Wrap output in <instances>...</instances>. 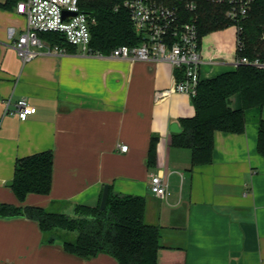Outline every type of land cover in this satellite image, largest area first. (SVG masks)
Here are the masks:
<instances>
[{"label":"crops","instance_id":"1","mask_svg":"<svg viewBox=\"0 0 264 264\" xmlns=\"http://www.w3.org/2000/svg\"><path fill=\"white\" fill-rule=\"evenodd\" d=\"M0 0V204L41 207L75 216L77 206L101 204L106 185L146 199L145 222L160 228L157 264H264V156L258 151L264 107L247 111L242 134L217 131L212 163L192 167L191 151L171 146L174 123L194 116L192 97L174 93L160 103L176 74L169 63L41 52L23 63L14 43L27 20ZM201 79L235 70L237 29L203 41ZM25 99L37 109L16 113ZM239 109L241 100L232 99ZM153 137L156 166H148ZM129 147L121 152L119 146ZM51 151L52 189L24 202L13 186L17 160ZM162 172L169 196H155L151 177ZM0 264H118L107 254L84 259L58 240L47 243L39 224L0 217Z\"/></svg>","mask_w":264,"mask_h":264},{"label":"trees","instance_id":"2","mask_svg":"<svg viewBox=\"0 0 264 264\" xmlns=\"http://www.w3.org/2000/svg\"><path fill=\"white\" fill-rule=\"evenodd\" d=\"M24 0H6L3 8L13 9ZM124 0H86L82 9L91 20L92 48L108 55L120 46H138L142 38L136 33L129 13L116 6ZM184 1L166 0L183 12ZM198 6L200 48L204 39L235 26L227 16L229 0H190ZM242 49L238 57L264 60V0H254L247 18L238 25ZM41 38L51 45L70 48L60 33H44ZM74 47V46H72ZM238 96L241 107L234 109L232 99ZM195 114L181 120L182 131L172 136L171 146L191 151L192 167L212 163L217 131L242 134L247 127V111L264 107V69L241 65L213 79L202 80L193 98ZM159 138L153 137L148 166L154 168ZM258 151L264 156V119L260 121ZM54 156L51 151L17 160L13 190L21 202L30 194L48 195L52 189ZM146 199L116 194L109 189L107 205L102 209L77 206L75 216L41 207H17L0 204V217H26L37 222L45 241L60 240L65 250L84 259L100 254L114 257L118 264H157L160 250V228L145 222ZM71 233H77L74 239Z\"/></svg>","mask_w":264,"mask_h":264},{"label":"built area","instance_id":"3","mask_svg":"<svg viewBox=\"0 0 264 264\" xmlns=\"http://www.w3.org/2000/svg\"><path fill=\"white\" fill-rule=\"evenodd\" d=\"M86 0H24L17 6L18 14L27 20L25 32L13 44L23 63L30 62L41 52L47 54H66L67 49L51 45L41 38V34L54 32L63 34L68 44L87 56L109 57L128 61L164 62L174 68L169 89L155 94V102L160 103L174 93L196 96L201 79L203 56L200 48L197 3L184 1L183 12L171 7L166 0H124L116 6V11H128L136 33L142 38L138 46H120L105 55L95 51L92 46L91 20L82 9ZM254 0H229L227 16L237 29V59L234 67L241 65L264 69V60L238 57L242 49L238 41V25L247 18ZM222 2V0H217ZM68 12L72 15L65 16ZM37 109L22 99L17 103L16 113L20 120L26 121ZM121 152H128L126 145L119 146ZM152 193L165 200L169 196V183L162 172L151 177Z\"/></svg>","mask_w":264,"mask_h":264},{"label":"water","instance_id":"4","mask_svg":"<svg viewBox=\"0 0 264 264\" xmlns=\"http://www.w3.org/2000/svg\"><path fill=\"white\" fill-rule=\"evenodd\" d=\"M65 16H68V15H72L68 12H65L64 13ZM171 131L174 132V133H180L181 130L179 128V125L177 123H174L172 126H171ZM8 186L12 187L14 185V182H9L7 184ZM108 195H109V186L106 185L105 188H104V192H103V196H102V201H101V208L102 209H105L106 208V205H107V200H108Z\"/></svg>","mask_w":264,"mask_h":264},{"label":"rangeland","instance_id":"5","mask_svg":"<svg viewBox=\"0 0 264 264\" xmlns=\"http://www.w3.org/2000/svg\"><path fill=\"white\" fill-rule=\"evenodd\" d=\"M75 236H77V233H71V234L69 235V237L72 238V239H74Z\"/></svg>","mask_w":264,"mask_h":264}]
</instances>
